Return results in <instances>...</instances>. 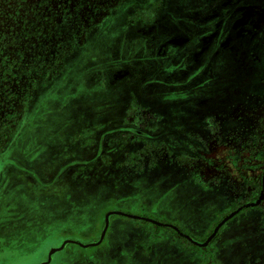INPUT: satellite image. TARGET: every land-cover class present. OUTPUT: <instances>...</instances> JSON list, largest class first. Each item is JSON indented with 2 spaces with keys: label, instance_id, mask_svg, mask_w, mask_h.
Wrapping results in <instances>:
<instances>
[{
  "label": "rangeland",
  "instance_id": "374dc122",
  "mask_svg": "<svg viewBox=\"0 0 264 264\" xmlns=\"http://www.w3.org/2000/svg\"><path fill=\"white\" fill-rule=\"evenodd\" d=\"M263 170L264 0H0V264L110 211L203 243ZM47 264H264V197L205 246L110 215Z\"/></svg>",
  "mask_w": 264,
  "mask_h": 264
},
{
  "label": "water",
  "instance_id": "95a60500",
  "mask_svg": "<svg viewBox=\"0 0 264 264\" xmlns=\"http://www.w3.org/2000/svg\"><path fill=\"white\" fill-rule=\"evenodd\" d=\"M263 177H264V171H263ZM263 189H264V180L262 181V190L260 192V195L257 199L256 202L254 203H248V204H245L243 206H240L238 207L236 210L230 212L229 214H227L226 216H224L218 223L217 225L214 227V229L212 230L211 234L208 236V238L203 242V243H199V242H196L195 240H193L190 236L184 234V233H181L179 231V229L172 225V224H169V223H164V222H160V221H156L152 218H147V217H142V216H138V215H135V214H130V213H124V212H121V211H110L108 212L106 215H105V224H104V228L102 230V233H101V236L99 238V240L97 242H94V243H89V244H80V243H77L73 240H65L61 246L59 248H54L52 250H50L49 252V255H48V261H50L51 259V254L56 252V251H60L64 246L65 244L67 243H70V244H77L78 246H81L82 248H87V247H92V246H97L98 244H100V242L102 241L103 239V236L105 234V231L107 229V226H108V220H109V216L110 215H118V216H122V217H126V218H129V219H135V220H141V221H145V222H148V223H151L155 226H159V227H166V228H170L172 230H174L178 235H180L181 237L185 238L187 241H189L190 243L196 245V246H205L214 236L215 234L217 233V231L219 230V228L226 222L228 221L229 219H231L232 217H234L239 211H241L243 208H248V207H254V206H257L262 198H263ZM45 262V263H42V264H47L48 263Z\"/></svg>",
  "mask_w": 264,
  "mask_h": 264
},
{
  "label": "flooded vegetation",
  "instance_id": "af4514ba",
  "mask_svg": "<svg viewBox=\"0 0 264 264\" xmlns=\"http://www.w3.org/2000/svg\"><path fill=\"white\" fill-rule=\"evenodd\" d=\"M263 171H264V170H263ZM263 180H264V177H263V172H262V178H261V185H260L259 195H260V192H261V190H262V181H263ZM259 195H258V197H259ZM258 197H257V199H258ZM263 197H264V189H263ZM262 199H263V198H262ZM256 201H257V200H256ZM251 203H254V202H251ZM260 203H261V202H260ZM260 203H259V204H260ZM246 204H248V203H246ZM259 204H258V205H259ZM243 205H245V204H243ZM243 205H241V206H243ZM239 207H240V206H239ZM254 207H255V206H254ZM248 208H253V207H248ZM236 209H237V208H236ZM236 209H235V210H236ZM243 209H245V208H243ZM243 209H242V210H243ZM242 210H241V211H242ZM239 212H240V211H239ZM239 212H238V213H239ZM238 213H237V214H238ZM237 214H236V215H237ZM225 216H226V215H225ZM232 218H233V217H232ZM229 220H230V219H229ZM226 222H227V221H226ZM226 222H225V223H226ZM164 223H165V222H164ZM172 225H173V224H172ZM216 225H217V224H216ZM216 225H215V226H216ZM174 226H175V225H174ZM215 226H214V227H215ZM176 227H177V226H176ZM164 228H166V227H164ZM177 228H178V227H177ZM220 228H221V227H220ZM220 228H219V229H220ZM169 229H170V228H169ZM178 229H179V231H180L181 233H184V232H182V231L180 230V228H178ZM213 229H214V228H213ZM173 231H174V230H173ZM174 232H175V231H174ZM217 232H218V231H217ZM176 234H177V233H176ZM184 234H186V233H184ZM177 235H178V234H177ZM186 235H188V234H186ZM215 235H216V234H215ZM179 236H180V235H179ZM188 236H189V235H188ZM180 237H181V236H180ZM190 237H191V236H190ZM181 238H183V237H181ZM191 238H192V237H191ZM183 239H185V238H183ZM192 239H193V238H192ZM185 240H186V239H185Z\"/></svg>",
  "mask_w": 264,
  "mask_h": 264
}]
</instances>
